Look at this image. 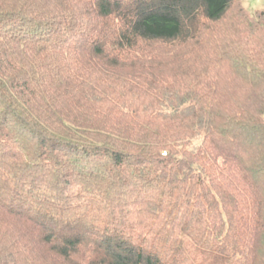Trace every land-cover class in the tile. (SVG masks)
<instances>
[{
	"label": "trees",
	"instance_id": "1",
	"mask_svg": "<svg viewBox=\"0 0 264 264\" xmlns=\"http://www.w3.org/2000/svg\"><path fill=\"white\" fill-rule=\"evenodd\" d=\"M0 0V264H264V10Z\"/></svg>",
	"mask_w": 264,
	"mask_h": 264
},
{
	"label": "rangeland",
	"instance_id": "2",
	"mask_svg": "<svg viewBox=\"0 0 264 264\" xmlns=\"http://www.w3.org/2000/svg\"><path fill=\"white\" fill-rule=\"evenodd\" d=\"M242 6L251 13L261 12L264 10V0H245Z\"/></svg>",
	"mask_w": 264,
	"mask_h": 264
}]
</instances>
